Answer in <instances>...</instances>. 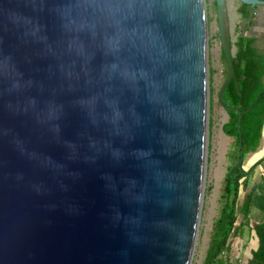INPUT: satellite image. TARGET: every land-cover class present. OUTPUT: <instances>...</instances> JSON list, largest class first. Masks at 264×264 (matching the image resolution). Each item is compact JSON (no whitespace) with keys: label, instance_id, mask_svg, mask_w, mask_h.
Returning a JSON list of instances; mask_svg holds the SVG:
<instances>
[{"label":"water","instance_id":"water-1","mask_svg":"<svg viewBox=\"0 0 264 264\" xmlns=\"http://www.w3.org/2000/svg\"><path fill=\"white\" fill-rule=\"evenodd\" d=\"M208 137L206 0H0V264H192Z\"/></svg>","mask_w":264,"mask_h":264},{"label":"trees","instance_id":"trees-1","mask_svg":"<svg viewBox=\"0 0 264 264\" xmlns=\"http://www.w3.org/2000/svg\"><path fill=\"white\" fill-rule=\"evenodd\" d=\"M250 8V5L241 3L239 12L243 18L249 16ZM236 45L234 77L225 90L223 100L231 107L240 108L243 114L238 127L239 115L237 110L234 108L228 109L226 111L228 120L222 129L225 135L236 139L239 161L242 150L244 155L255 152L259 148L262 139L264 96L251 111H245L255 103L260 92L264 91V56L252 46L250 40H245L243 37H238ZM222 57L227 64L223 51ZM238 161L232 168L234 173L231 178L227 177L226 179L223 194L224 205L219 218L214 224V232L204 264H230L227 259L223 258V254L231 247V236L238 235L239 229L243 228L244 225H250L257 237V246L252 250V256L247 264H264V222L252 224L249 219L253 193L246 195L244 201L240 204L241 186H246L248 171L242 170L241 173H238ZM242 179L245 180L244 185H242ZM240 217L241 223L238 225Z\"/></svg>","mask_w":264,"mask_h":264},{"label":"rangeland","instance_id":"rangeland-1","mask_svg":"<svg viewBox=\"0 0 264 264\" xmlns=\"http://www.w3.org/2000/svg\"><path fill=\"white\" fill-rule=\"evenodd\" d=\"M228 10H232L238 0H227ZM208 20V80H209V137L208 157L204 183V200L201 210L199 232L192 264H204L207 249L209 247L214 224L219 218L224 205V188L227 174L238 161L239 153L236 139L229 137L223 132V125L228 120L226 111L218 102V94L222 83L227 77L228 67L222 57L219 27L217 22V10L215 0H206ZM229 12V11H228ZM231 30V37L234 44V54L237 51V36ZM248 154L244 155L243 170L249 168ZM242 185L245 180L242 179ZM245 187L241 186V196ZM241 202V201H240ZM241 223V217L238 225ZM255 232L250 225H244L239 229L238 235L230 238L231 247L223 254L230 264H247L252 256V250L257 246Z\"/></svg>","mask_w":264,"mask_h":264},{"label":"crops","instance_id":"crops-1","mask_svg":"<svg viewBox=\"0 0 264 264\" xmlns=\"http://www.w3.org/2000/svg\"><path fill=\"white\" fill-rule=\"evenodd\" d=\"M241 3L234 4L232 10L229 8L230 28L236 32L238 37L250 40L252 46L264 56V6L250 8L249 16L243 18L239 12ZM264 83V77H263ZM250 158L248 175L246 177V186L244 195H240V204L244 201L246 195L253 193L252 203L249 211V219L252 224L264 222V126L262 130V139L259 148L252 153H248ZM256 164V165H255ZM257 242V239H256Z\"/></svg>","mask_w":264,"mask_h":264},{"label":"flooded vegetation","instance_id":"flooded-vegetation-1","mask_svg":"<svg viewBox=\"0 0 264 264\" xmlns=\"http://www.w3.org/2000/svg\"><path fill=\"white\" fill-rule=\"evenodd\" d=\"M215 5H216V10H217L216 0H215ZM217 22H218V20H217ZM218 27H219V25H218ZM219 34H220V31H219ZM235 173H237V172H235Z\"/></svg>","mask_w":264,"mask_h":264}]
</instances>
